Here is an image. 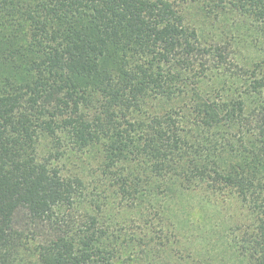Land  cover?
I'll return each mask as SVG.
<instances>
[{
  "label": "trees",
  "instance_id": "trees-1",
  "mask_svg": "<svg viewBox=\"0 0 264 264\" xmlns=\"http://www.w3.org/2000/svg\"><path fill=\"white\" fill-rule=\"evenodd\" d=\"M0 264H264V0H0Z\"/></svg>",
  "mask_w": 264,
  "mask_h": 264
}]
</instances>
